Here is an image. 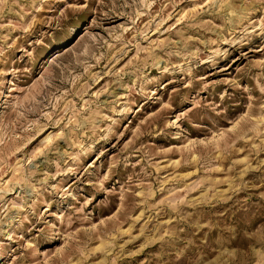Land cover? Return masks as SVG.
Returning a JSON list of instances; mask_svg holds the SVG:
<instances>
[{
  "label": "rangeland",
  "instance_id": "1",
  "mask_svg": "<svg viewBox=\"0 0 264 264\" xmlns=\"http://www.w3.org/2000/svg\"><path fill=\"white\" fill-rule=\"evenodd\" d=\"M0 264H264V0H0Z\"/></svg>",
  "mask_w": 264,
  "mask_h": 264
}]
</instances>
